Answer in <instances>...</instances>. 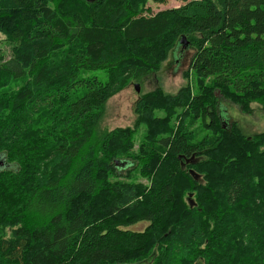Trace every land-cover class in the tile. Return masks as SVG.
Listing matches in <instances>:
<instances>
[{"label": "trees", "instance_id": "16d2710c", "mask_svg": "<svg viewBox=\"0 0 264 264\" xmlns=\"http://www.w3.org/2000/svg\"><path fill=\"white\" fill-rule=\"evenodd\" d=\"M147 2L0 0V91L19 85L0 95V264H264V132L223 128L214 94L264 111V0ZM176 48L197 94L153 90L133 128L101 129Z\"/></svg>", "mask_w": 264, "mask_h": 264}, {"label": "rangeland", "instance_id": "374dc122", "mask_svg": "<svg viewBox=\"0 0 264 264\" xmlns=\"http://www.w3.org/2000/svg\"><path fill=\"white\" fill-rule=\"evenodd\" d=\"M181 4V0H163V2L148 0L146 7L152 13H157L166 9L177 8ZM0 52L3 54L4 59L9 58L10 50L2 36H0ZM192 55L193 51L190 49L176 48L170 53L168 59L162 64L158 72L139 81H130L126 88L109 99L105 104L104 115L100 124L101 129L133 128L136 120L134 113L136 103L143 94L153 90H160L165 95L175 96L183 88L189 87L192 94H197L196 88L198 86L194 83V75L191 73L190 76L186 77ZM89 76H95L101 82H105L106 80L104 73L99 71L92 72ZM205 84L211 86V79L206 80ZM135 85L138 86V92L135 91ZM18 86V84H11L6 89L0 91V95H8ZM214 94L218 102L216 114L220 117L223 128L230 125L232 129L234 128L233 132L239 131L243 136L248 138H253L255 135L264 132V111L260 105L252 103L250 104L249 111L245 112L242 106L236 103L232 97L225 98L218 92ZM144 129V126L140 125L135 133V149L138 148L141 142ZM204 135L203 133L202 137ZM215 139H217V136L209 138L207 141H214ZM218 156L219 154H216V157ZM215 165L218 169L219 166H226L227 161L220 157L218 164ZM120 174L124 175L125 173L120 172ZM141 175L140 171L136 173L135 182L146 184L147 180ZM129 181L132 182L131 180ZM145 226L146 223H142L133 226L131 229L139 231L143 230ZM198 264H201V261Z\"/></svg>", "mask_w": 264, "mask_h": 264}, {"label": "water", "instance_id": "95a60500", "mask_svg": "<svg viewBox=\"0 0 264 264\" xmlns=\"http://www.w3.org/2000/svg\"><path fill=\"white\" fill-rule=\"evenodd\" d=\"M180 44L183 45V46L186 45V39H185L184 37L181 38V40H180ZM134 88H135V91L138 92V86L135 85ZM115 164H116V165H119V166H124L123 164H119L118 162H115Z\"/></svg>", "mask_w": 264, "mask_h": 264}]
</instances>
